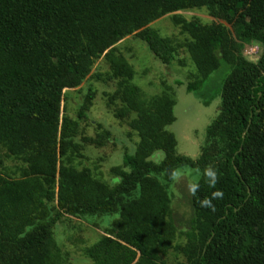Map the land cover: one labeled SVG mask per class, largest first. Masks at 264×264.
<instances>
[{"label": "trees", "instance_id": "1", "mask_svg": "<svg viewBox=\"0 0 264 264\" xmlns=\"http://www.w3.org/2000/svg\"><path fill=\"white\" fill-rule=\"evenodd\" d=\"M200 8L230 25L239 42L221 24L179 15L171 22L186 40L148 27ZM129 36L164 66L187 53L193 81L174 85L204 106L210 98L201 87L221 62L228 66L198 159L178 156L166 130L175 122L173 87L163 83L164 91L147 95L133 83L134 69L114 47ZM250 41L262 45L256 63L241 55L240 43ZM101 57L105 81H116L107 105L119 121L134 115L127 124L138 139L110 168L113 184L78 168V125L61 116L63 91L80 86ZM0 149L15 163H0V264H59L56 223L116 213L106 235L83 250L92 264H166L171 251L185 259L178 264H264V0H0ZM208 166L218 174L214 186L203 176ZM179 168L202 171L184 245L175 244L180 231L162 183ZM217 191L222 197L213 198ZM205 198L212 208L201 206Z\"/></svg>", "mask_w": 264, "mask_h": 264}, {"label": "rangeland", "instance_id": "2", "mask_svg": "<svg viewBox=\"0 0 264 264\" xmlns=\"http://www.w3.org/2000/svg\"><path fill=\"white\" fill-rule=\"evenodd\" d=\"M173 15H179L188 22L198 21L206 26L221 24L239 42L231 26L211 16L205 8L162 15L148 27L159 37H168L178 41L188 39V36L181 34L179 28L172 24ZM240 45L241 55L245 61L256 63L259 60L262 53V45L259 42L250 41L240 43ZM114 47L134 69L133 83L145 94L161 93L165 88L163 83L173 87L172 93L176 102L173 109L175 122L166 130L176 139L178 156L192 160L198 159L205 145L206 131L220 110V92L229 74L228 66L221 62L220 67L204 82L200 92L206 98H210V103L204 106L193 93L186 92L184 85H174L177 81L184 82V84L193 81L192 76L195 69L187 53L179 52L169 66H164L153 58L143 42L133 36L122 39ZM106 72H108V66L101 57L93 63L90 74L80 86L64 90L61 116L78 125L74 138V141L80 145L81 157L75 160L78 168H89L98 179L113 184L118 180L111 176L110 168L122 165L124 152L132 154L138 139L127 124L134 118V115H131L129 120L119 121L113 116V106L107 105L108 95L116 89V81L106 82L104 77ZM98 74H101L100 81L93 78ZM84 107L87 110L80 117ZM162 158L161 153H156L151 160L158 164ZM0 163L5 167L15 165L12 160L5 157L2 149H0ZM201 174L202 171L198 168H179L174 172L170 183L162 181L171 199V219L178 232L180 231L175 244L184 245L186 243L184 233L189 231L193 218L191 187L197 183ZM117 218V213L110 216L79 218L64 216L53 228L55 244L59 249L58 263L92 264L83 255V250L105 236L104 232ZM164 260L166 264H178L185 261L181 255L172 251Z\"/></svg>", "mask_w": 264, "mask_h": 264}, {"label": "clouds", "instance_id": "3", "mask_svg": "<svg viewBox=\"0 0 264 264\" xmlns=\"http://www.w3.org/2000/svg\"><path fill=\"white\" fill-rule=\"evenodd\" d=\"M203 176L204 178L211 184V185H215L218 181V174L217 171L212 167V166H208L203 170ZM198 185H192L191 187V191L193 192V194L195 193V191L198 190ZM222 197V193L217 191L215 193H213V198H220ZM202 207H208V208H212V204H211V200L208 198H205L203 201L200 202ZM214 210V209H213Z\"/></svg>", "mask_w": 264, "mask_h": 264}]
</instances>
